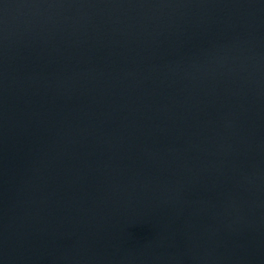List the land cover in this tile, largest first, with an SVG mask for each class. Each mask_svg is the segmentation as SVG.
<instances>
[{"label": "water", "instance_id": "95a60500", "mask_svg": "<svg viewBox=\"0 0 264 264\" xmlns=\"http://www.w3.org/2000/svg\"><path fill=\"white\" fill-rule=\"evenodd\" d=\"M0 264H264V0H0Z\"/></svg>", "mask_w": 264, "mask_h": 264}]
</instances>
